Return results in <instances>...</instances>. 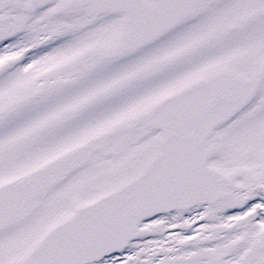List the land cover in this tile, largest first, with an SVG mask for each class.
I'll return each mask as SVG.
<instances>
[{"label":"snow or ice","instance_id":"1","mask_svg":"<svg viewBox=\"0 0 264 264\" xmlns=\"http://www.w3.org/2000/svg\"><path fill=\"white\" fill-rule=\"evenodd\" d=\"M0 264H264V0H0Z\"/></svg>","mask_w":264,"mask_h":264}]
</instances>
